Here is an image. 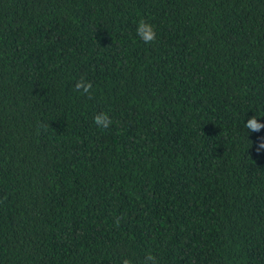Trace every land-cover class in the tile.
<instances>
[{
	"label": "trees",
	"instance_id": "1",
	"mask_svg": "<svg viewBox=\"0 0 264 264\" xmlns=\"http://www.w3.org/2000/svg\"><path fill=\"white\" fill-rule=\"evenodd\" d=\"M253 116L264 0H0V264H264Z\"/></svg>",
	"mask_w": 264,
	"mask_h": 264
},
{
	"label": "clouds",
	"instance_id": "2",
	"mask_svg": "<svg viewBox=\"0 0 264 264\" xmlns=\"http://www.w3.org/2000/svg\"><path fill=\"white\" fill-rule=\"evenodd\" d=\"M136 36L146 45L153 44L157 39V33L154 26L143 19H141L136 25ZM92 88L93 85L91 81L86 80L84 77H81L74 85V90L76 92L87 96L89 99L92 98ZM92 119L96 127L102 130H107L113 124L111 117L106 112L102 111L97 112ZM245 127L253 132H258L261 128H264V125L258 123L257 119L253 116L248 119ZM259 147L264 148V144H261ZM121 219H123V217L116 218L115 224L117 226L120 224ZM121 264H133V261L129 258H125L121 261ZM143 264H158L157 258L151 252L146 253Z\"/></svg>",
	"mask_w": 264,
	"mask_h": 264
}]
</instances>
